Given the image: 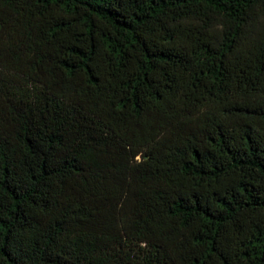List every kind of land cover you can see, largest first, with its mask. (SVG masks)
<instances>
[{"label":"trees","instance_id":"obj_1","mask_svg":"<svg viewBox=\"0 0 264 264\" xmlns=\"http://www.w3.org/2000/svg\"><path fill=\"white\" fill-rule=\"evenodd\" d=\"M0 264H264V0H0Z\"/></svg>","mask_w":264,"mask_h":264}]
</instances>
